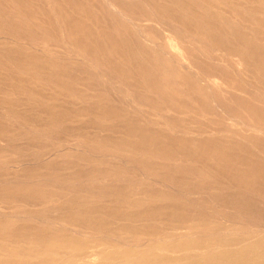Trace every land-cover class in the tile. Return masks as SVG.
Masks as SVG:
<instances>
[{
    "label": "rangeland",
    "instance_id": "1",
    "mask_svg": "<svg viewBox=\"0 0 264 264\" xmlns=\"http://www.w3.org/2000/svg\"><path fill=\"white\" fill-rule=\"evenodd\" d=\"M49 1L0 0V264H39L45 256L65 258L82 246L93 252L85 264H142L151 253L187 264L186 254L247 248L249 256L263 258L259 184L243 188L224 176L222 167L209 168L210 154L196 157L191 151L199 145L225 148V162L241 168V159L264 167V131L226 105L232 87L244 95H264V13H258L264 0H114L123 13L109 8L107 0H71L68 5L58 0L66 14L57 19L56 5ZM249 12L253 23L238 21ZM161 22L185 38L186 51ZM73 26L91 31L92 40L119 39L123 52H129L121 69L132 83L108 76L85 47L67 45L61 29ZM196 26L207 32L199 41L195 34L197 42L189 33ZM217 34L229 49L215 51L205 39ZM168 44L186 57L203 46L199 61L224 69L230 83L203 80L211 69L195 58L198 70L182 69L166 52ZM231 47L245 48L251 72L229 53ZM129 49H137L136 54ZM100 59L107 62L103 55ZM156 62L168 65L177 81L191 82L187 100L206 99L203 112L162 109L143 98L146 86L139 69L149 76ZM8 84L10 90H1ZM133 130L138 135L130 136ZM140 134L148 148H164L166 158L150 159L151 154L138 151L144 146ZM126 140L124 146L116 142ZM106 141L113 147L107 148ZM212 185L219 188L212 191Z\"/></svg>",
    "mask_w": 264,
    "mask_h": 264
},
{
    "label": "bare ground",
    "instance_id": "2",
    "mask_svg": "<svg viewBox=\"0 0 264 264\" xmlns=\"http://www.w3.org/2000/svg\"><path fill=\"white\" fill-rule=\"evenodd\" d=\"M19 1V0H18ZM61 1V0H60ZM60 1L58 0H50L49 2H51L50 4L52 5H56V8H52V12L54 13V17H64V15L66 14V11L60 8ZM65 4H69V1L71 0H64ZM147 2H150V0H144ZM186 1V0H185ZM263 1V0H262ZM13 2V1H12ZM230 2V1H229ZM231 3V2H230ZM17 4V2H16ZM20 4V3H18ZM45 4V3H44ZM49 4V5H50ZM107 4L108 7L113 9L116 12L119 13H123L124 10L117 6L114 2V0H107ZM21 5V4H20ZM48 5V4H47ZM48 5V6H49ZM64 5V4H63ZM11 7V6H10ZM66 7V6H65ZM44 8V7H43ZM69 9V7H67ZM108 8V9H109ZM45 9V8H44ZM262 9V10H261ZM43 10V9H42ZM51 11V10H50ZM256 13L257 11L254 10ZM260 11V12H259ZM152 12V11H151ZM251 12H249L248 14L244 13L242 17H239L241 19H239L238 21L242 22H246V23H253V19L251 18ZM258 13L262 14L264 13V8H260L258 9ZM152 14V13H151ZM52 16V15H51ZM238 16V15H237ZM240 16V15H239ZM40 17V16H39ZM126 18L129 20L131 19L129 17V15H126ZM42 21L44 20L43 18L41 19ZM154 20L155 23H158V20L155 19H151ZM259 20V19H258ZM53 21V20H52ZM173 20H171L172 22ZM262 21V20H261ZM62 22V21H61ZM49 23V21H48ZM81 23V22H80ZM82 24V23H81ZM40 25V24H39ZM51 25V24H50ZM56 25V24H55ZM54 25V27H55ZM159 25H162L164 27H167V31L169 33H171L172 37H174L177 41L178 44L180 46V48H183L185 51L186 49L184 48V46H182L183 44H181V42L185 43V38H183V36H178L176 34H174V30L170 27V25L161 22L159 23ZM42 26V25H41ZM91 26V25H90ZM68 26H66L67 28ZM43 28V27H42ZM49 28V26H48ZM65 27L63 29H61L62 35L64 33L65 35V42L67 45H69L71 48L72 47H85V49L89 50L90 53L92 52V56H89V58L93 59L94 62L101 68H103V70L107 73L108 76H116L115 78H119L122 81H124V83H129L132 81L130 80L131 77H129L128 72H124L122 71V67L125 65V62H127L128 59L126 56V52H128V49H125V52H123V49L120 48V41L119 39L115 38L113 40H107L105 36H100V40H92L90 39V34L91 31L86 30L85 32L82 31V27H80V29L76 28V27H69L68 29H66ZM38 30V28H37ZM58 30V28H57ZM49 31L51 32V29H49ZM186 31V30H185ZM188 31V30H187ZM191 32V35L194 39L195 42L196 38L194 37V35L196 34L198 37V41L200 38H204V36L207 34V32L205 31V28L201 26V28L199 26L196 27H191V31L189 30V33ZM42 33V32H41ZM59 33V32H58ZM138 33H140V40L143 42V44L146 45L145 41L147 42V38L145 36V34L142 33V30H140ZM43 35V34H42ZM218 34L217 35H209L208 38H205L206 40L214 43V45L216 46L215 51H222L223 47H226L229 49V47L224 46L222 43V39L219 38ZM94 38V36H93ZM144 38V40H143ZM36 40V39H35ZM140 43V42H139ZM40 44V43H39ZM235 44V43H234ZM41 45V44H40ZM178 46V47H179ZM79 48V50H80ZM164 48H166V52L169 53L174 59L178 60L181 64V68L185 69L186 71H195L198 70L200 67L199 65H197V63H195L193 61V59L195 58V60L198 61V63H202L203 65L207 66L206 64H204L203 62H200L199 59L201 58V56L204 54V48L203 46L201 47L200 45H198L197 47H194V51H193V55L192 54H188V56H184L185 54H178L176 53L174 50H172V45L168 44L166 46H164ZM232 49H230L231 51H229V53H233L235 56L239 57V64L242 65V67H244L243 69L247 70V71H252V68H250V63L247 59V52L245 53V48L240 47H231ZM130 50V49H129ZM137 50V49H136ZM132 51L130 50V52H132L133 54H136V51ZM81 51V50H80ZM142 49L140 48L138 50V52H141ZM79 52V51H77ZM84 53V52H83ZM87 54V52H85ZM189 53V52H188ZM132 54V55H133ZM187 54V52H186ZM9 55V54H7ZM104 56V58H106L107 62L102 61V59H100L101 56ZM130 55V54H129ZM254 55V54H253ZM5 56V55H4ZM14 56V55H13ZM10 57V56H9ZM189 57V58H188ZM252 57V55H251ZM11 58V57H10ZM125 58V59H124ZM116 60V64L112 63V60ZM92 60V61H93ZM8 61V60H7ZM11 61V60H10ZM14 61V60H12ZM28 61V60H27ZM129 61V60H128ZM134 61V60H133ZM15 62V61H14ZM20 62V61H19ZM18 62V63H19ZM132 62V61H131ZM3 63V62H1ZM135 63V62H134ZM16 64V63H15ZM104 64L106 66H104ZM136 64V63H135ZM41 65V64H40ZM131 65V64H130ZM154 65V64H152ZM198 67H197V66ZM252 65V64H251ZM202 66V65H201ZM60 67V66H59ZM139 67V66H138ZM204 67V66H203ZM209 68V70L211 69V75L210 74H206L202 77L203 80H206L208 83L212 82L213 84H218V82H215L216 80L213 79H217L220 81V83L222 84H227L230 82H226V77H227V72L222 69L221 67L217 66V65H208L207 66ZM211 67V68H210ZM42 68V67H41ZM154 68L156 70L155 73H151L148 75H146L145 73L143 74V71H141V69H139V76L142 78V81L145 83L143 84V88H145L146 86V90H145V94H143V98L147 99L148 103H153L156 104L158 103L159 107H161L162 109L168 108L172 111H176V112H180L183 108H187L188 107V111L189 110H193L191 107H195L196 109H198V111H204V107L205 106V101L206 99H204L203 101H199V100H194L192 102H189V100H187L189 98L190 95H192L193 90L190 89L192 86H190V81H177L176 79H174V75L172 73V69L168 66V65H163L160 63L156 62V65H154ZM257 69V68H256ZM23 70V69H22ZM50 70V69H49ZM60 70V69H59ZM207 70V69H206ZM242 70V69H241ZM133 71V70H132ZM33 73V72H32ZM60 73V72H59ZM62 73V72H61ZM158 73V75H157ZM231 73V72H230ZM20 74V73H19ZM16 74V77H18ZM3 75V74H2ZM6 75V74H5ZM8 75V74H7ZM173 75V76H172ZM1 76V74H0ZM9 76V75H8ZM13 76V75H12ZM15 76V75H14ZM13 76V77H14ZM24 76V75H23ZM28 77V75H26ZM25 76V77H26ZM41 76V75H40ZM3 77V76H2ZM26 77V79H27ZM39 77V76H38ZM20 78V77H18ZM29 78V77H28ZM31 78V76H30ZM58 78V77H57ZM56 78V79H57ZM179 78V77H178ZM183 79H185L184 77H181ZM10 79V78H8ZM23 79V78H22ZM50 79V77L48 78ZM229 79V78H228ZM5 80V78H4ZM25 80V79H24ZM23 80V81H24ZM44 80V79H43ZM58 80V79H57ZM129 80V81H128ZM233 80V79H231ZM181 82V83H179ZM64 84V82H61ZM67 83V82H66ZM130 83V84H131ZM184 85H183V84ZM257 83V82H256ZM165 84V86L163 87L162 85ZM68 85V84H66ZM78 85V84H77ZM145 85V86H144ZM49 86V85H48ZM233 86V85H231ZM45 87V86H44ZM66 87V86H65ZM75 87V86H74ZM248 87V86H247ZM31 88V87H29ZM232 88H234L235 90H233ZM230 88V92H228L230 94V97L227 98L228 100V104H226L228 107H235L237 110L244 112L247 116H250L251 119L253 118L254 122L249 123L251 126H253L256 130H260V131H264V95H258L260 93H254L253 95L251 94H247L244 95L242 93H238L237 91L240 90V88L237 87H232ZM45 89V88H44ZM1 90H4L5 92H7L8 90H10V84H8L7 86H4ZM46 90V89H45ZM86 90V89H85ZM232 90V91H231ZM245 90V89H244ZM68 91V90H67ZM74 91V89L72 90ZM84 91V90H82ZM2 92V91H1ZM85 93V91H84ZM264 93V92H263ZM54 94V93H53ZM57 94V93H56ZM42 94H40L41 96ZM58 95V94H57ZM44 96V95H43ZM48 97V96H47ZM51 97V96H50ZM55 97V96H54ZM59 97V96H58ZM57 97V98H58ZM227 97V96H226ZM4 99V97H3ZM2 99V100H3ZM62 99V98H61ZM220 99V97H219ZM5 100V99H4ZM28 100V99H27ZM38 100V99H37ZM47 100V99H46ZM41 101V100H40ZM216 106L220 107V103L218 99H214ZM2 102V101H1ZM36 102V101H35ZM146 101H141L138 100V103L140 104H146V105H150L148 104ZM220 102H222L220 100ZM226 102V101H225ZM16 104V103H15ZM33 104V103H32ZM152 104V105H153ZM197 104V105H196ZM153 108H157L156 106H152ZM68 108V107H67ZM81 108V107H80ZM159 110V108H157ZM102 110V109H101ZM186 110V111H187ZM115 111V110H114ZM165 112V111H163ZM26 113V111H25ZM70 113V112H69ZM120 113V112H119ZM24 114V113H23ZM30 114V113H27ZM11 115V114H10ZM15 115V114H14ZM36 115V114H35ZM54 115H58L57 118H59V113L58 111L56 113H54ZM80 116V114H79ZM8 117V116H7ZM82 117V116H81ZM38 118V117H37ZM242 118V117H241ZM40 119V117H39ZM229 119V117L227 118ZM19 121V120H18ZM251 121V120H250ZM21 122V121H20ZM26 122V121H25ZM32 123V122H31ZM35 124V123H34ZM39 124V123H38ZM32 125V124H31ZM62 125V124H61ZM30 126V124H29ZM35 126V125H34ZM40 127V124H39ZM63 127V126H60ZM58 128V127H57ZM225 130V129H224ZM61 132V131H60ZM223 132V131H222ZM130 136L133 135H138V133L136 131H131L130 132ZM153 133V131L151 132ZM151 135V134H150ZM159 135V134H158ZM264 135V134H263ZM141 139L140 141H143L144 146L140 147V149L138 151H145V153L147 154H151L150 159L153 157H156L157 159H164L166 158V151L164 148H159L156 150H153L151 148H148L147 146H145L148 139H146L143 135H141ZM157 136V134L155 135ZM162 136V135H160ZM253 136V135H252ZM255 136V134H254ZM259 136V135H258ZM78 137V136H77ZM158 137V136H157ZM100 138V137H99ZM102 138V137H101ZM100 138V139H101ZM148 138V137H147ZM249 138V137H248ZM77 139V138H76ZM99 139V140H100ZM259 139V138H257ZM91 140V139H90ZM133 140V139H131ZM157 139H155L154 141H156ZM256 140V139H255ZM254 140V141H255ZM129 141V140H128ZM163 141V140H162ZM250 141V140H249ZM90 142V141H89ZM94 142V141H93ZM103 142V141H102ZM118 143V146H124V142H126L127 144V140L126 141H116ZM133 142H136V139H134ZM132 142V143H133ZM106 143V147L109 148V146L113 147V144H111V142H104ZM115 143V142H114ZM130 143V142H129ZM138 143H140L138 141ZM150 143V140H149ZM136 144V143H135ZM141 144V143H140ZM151 144H153V142H151ZM170 144V142H169ZM103 145V144H102ZM172 145V144H171ZM170 145V146H171ZM261 145H263V143H261ZM150 146V145H149ZM176 146V145H174ZM147 147V148H146ZM153 147V146H152ZM178 147V146H176ZM184 147V146H183ZM202 147L201 149H196L191 151V153H194V156L196 157H204L205 154H210V160H212L211 162H213L211 165H209V168H221V172L222 174H224V176H227L228 179L230 178L232 181L236 182L238 185H243V188L246 189H253L254 185L259 184L256 188H259V195H261L262 197H264V167L251 163V162H247L245 160H240V163L242 165L241 168L231 164L230 162H225V160H222V152L225 151V148L222 149H215V147L209 148V147H204L203 145H199L198 148ZM256 147V146H255ZM132 148L136 149V145L133 146ZM180 148V147H178ZM191 148V147H189ZM204 148H208V150H206L204 152ZM264 148V147H263ZM222 151H219L221 150ZM240 149V148H239ZM210 150V151H209ZM216 150V151H215ZM261 150V149H260ZM137 151V152H138ZM135 152V151H134ZM180 152V151H179ZM186 152V150L184 151ZM189 153V155H191L190 150L187 151ZM204 152V154H203ZM187 153V154H188ZM185 154V153H184ZM135 155V154H134ZM212 155V156H211ZM137 156V154H136ZM139 157V155H138ZM142 157V156H140ZM239 157V156H238ZM68 159V158H67ZM237 160V159H236ZM232 162V161H231ZM234 162V161H233ZM238 163V162H237ZM142 164V163H141ZM208 165V163H207ZM172 166V165H170ZM169 166V167H170ZM105 168V167H104ZM152 169V168H151ZM154 169V168H153ZM214 170V169H213ZM188 171L193 172V170H184V173H188ZM162 172V171H161ZM218 172V171H217ZM197 173V172H196ZM218 174V173H217ZM229 179V180H230ZM216 183V182H215ZM222 186V185H221ZM237 186V185H236ZM212 191L215 188H219L218 186H211ZM223 188V187H222ZM239 188V187H238ZM223 191V190H222ZM221 191V192H222ZM194 192H197L196 190ZM224 192V191H223ZM260 196V197H261ZM262 199V198H261ZM251 209V208H249ZM131 213V212H130ZM131 216V215H129ZM171 229V228H170ZM173 231L179 229V227H172ZM35 234V233H33ZM37 234V233H36ZM173 234H178V233H173ZM36 236V235H35ZM43 237V236H42ZM45 238V237H44ZM35 241V240H34ZM41 241V240H40ZM225 241V240H224ZM39 242V241H38ZM204 242V241H203ZM41 243V242H39ZM2 244V243H1ZM35 244V243H34ZM224 244V243H223ZM5 245V244H4ZM24 245V244H23ZM30 245V244H29ZM28 245V246H29ZM202 245V244H201ZM208 245V244H207ZM9 246V245H8ZM14 246V245H12ZM17 246V245H16ZM210 246V245H209ZM31 247V246H30ZM33 247V246H32ZM89 246H82L79 249H76L74 252L70 253V256H66L65 258H61V257H48L45 256L43 258H45L44 260H42L39 264H60V263H65L68 264L67 262L73 261V262H77V264H85V262H87L86 259H89L92 255L93 252L86 250V248H88ZM204 248V247H203ZM5 249V248H4ZM205 249V248H204ZM14 250V249H13ZM12 250V251H13ZM58 250V249H57ZM223 250V249H222ZM2 251V249H1ZM253 251V250H252ZM4 252V251H3ZM250 252L249 249H239V250H224V251H220V252H215V253H206V254H186L185 258L188 259L187 264H264V257L260 258L257 255H252L249 256ZM254 254V253H253ZM149 257H146L145 259L142 260V264H173L171 262H168V259L166 258L165 255L161 254V255H155L153 253L149 254ZM30 258V255L28 256ZM14 258V257H13ZM180 258V257H179ZM16 259V258H15ZM33 260V259H32ZM81 262H78V261ZM173 260V259H172ZM179 260V259H178ZM17 261V260H16ZM184 261V260H183ZM22 262V261H21ZM70 264V263H69Z\"/></svg>",
    "mask_w": 264,
    "mask_h": 264
}]
</instances>
